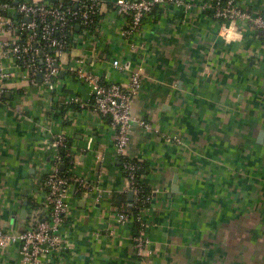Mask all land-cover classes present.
Segmentation results:
<instances>
[{
  "label": "crops",
  "instance_id": "obj_1",
  "mask_svg": "<svg viewBox=\"0 0 264 264\" xmlns=\"http://www.w3.org/2000/svg\"><path fill=\"white\" fill-rule=\"evenodd\" d=\"M115 1L100 0L95 26L76 29L58 61V100L84 103L68 126L49 112L54 93L30 85L27 72L2 59L7 37H0V68L7 73L4 100L0 95V228L18 234L27 227L32 203L39 209L41 202L33 185L49 171V149L63 136L69 172L95 187L70 194L67 224L77 246L68 264H264L263 33L248 23L221 24L201 8L211 0H181L157 7L139 33L123 37L128 20L116 13ZM239 4L252 17L264 16V0ZM138 67L143 84L132 115L152 127L134 123L127 149L143 165L152 195L151 243L140 260L135 227L120 221L113 202L129 193L114 130L92 112L90 91L75 77L81 69L102 84L126 86ZM17 253V245L0 248V264H17Z\"/></svg>",
  "mask_w": 264,
  "mask_h": 264
},
{
  "label": "built area",
  "instance_id": "obj_2",
  "mask_svg": "<svg viewBox=\"0 0 264 264\" xmlns=\"http://www.w3.org/2000/svg\"><path fill=\"white\" fill-rule=\"evenodd\" d=\"M71 1L75 6L66 4L64 0L50 3L41 0H0V37H7L6 42L1 43L2 59L12 60L19 69L27 72L30 85H36L38 75H42L41 85L44 90L55 95L49 109L53 117L61 105L57 98L59 93L56 92L59 71L55 64L70 48L75 29H92L101 10L100 0ZM239 2L240 0H211L203 3L201 8L212 11L214 19L221 24L248 23L256 31L264 33V16L252 17L241 9ZM182 4L181 0H116L114 6L116 13L128 20V28L122 32L124 37L139 33L143 20L157 7ZM113 66L121 68L116 60L113 61ZM143 71L141 67L130 71L126 86L102 84L91 73L81 69L75 71L77 81L85 84L90 91L92 112L108 118L114 130L115 155L121 166L120 170L128 181L132 200L138 208L135 216L123 212L119 219L123 223L134 224L133 249L139 260L151 243L146 212L152 195H145L137 185L141 164L128 157L127 149L134 123L145 130H152L150 125L137 121L132 115L133 101L142 88ZM6 78L7 73L0 68V95ZM64 104L84 105L79 98L68 99ZM68 117L69 114L64 119ZM65 146L66 139L60 136L49 149L47 164L50 169L33 185L34 199L41 198L40 208L36 211L32 208V215L24 232L13 234L0 228V248L18 246L17 264H68L67 261L73 256L77 243L76 236L67 224L71 209L70 194H89L95 191V187L70 172L68 176L61 174L60 151Z\"/></svg>",
  "mask_w": 264,
  "mask_h": 264
},
{
  "label": "trees",
  "instance_id": "obj_3",
  "mask_svg": "<svg viewBox=\"0 0 264 264\" xmlns=\"http://www.w3.org/2000/svg\"><path fill=\"white\" fill-rule=\"evenodd\" d=\"M18 2L19 0H11V2ZM22 1V0H20ZM19 1V2H20ZM51 2L55 1V0H50ZM64 2L66 4H70L72 7L75 6V3H72L71 0H64ZM76 33V29L74 31V34ZM259 34H262V32H260ZM264 35V33H263ZM1 99L4 100V95H1ZM60 107H58L57 109V113L54 115V118L56 119H59V120H62V124L64 126H68L70 124V120L68 119H64V117L66 115L69 114L70 115H74L78 112H81L83 109L81 106L79 105H75V104H64L63 102L60 103ZM92 105V103H90ZM91 109H92V106H91ZM70 143L68 141H66V146L64 149H61L60 151V155L62 157V162H61V165H60V171H61V174L63 176H68L69 175V170L71 169L72 167V164H71V157L68 155V149H69V146ZM119 167L121 169V166L119 164ZM144 167L143 165H141V170L139 171V176H138V179H137V185L140 187V189L142 190V192L146 195H151V192L150 190L148 189V187L146 186V184L144 183L143 179H142V176L144 174ZM113 202L115 204V206H117L118 208L121 209V213L125 212V213H128L129 215H131L132 217L135 216L137 213H138V208H137V205L135 204V201L132 200L131 203L129 204V201H128V198H127V194H124V195H115L113 197ZM30 204V202H29ZM32 208L36 211L38 210V207L37 205H35L34 203H32ZM134 225V224H133Z\"/></svg>",
  "mask_w": 264,
  "mask_h": 264
},
{
  "label": "water",
  "instance_id": "obj_4",
  "mask_svg": "<svg viewBox=\"0 0 264 264\" xmlns=\"http://www.w3.org/2000/svg\"><path fill=\"white\" fill-rule=\"evenodd\" d=\"M78 28H79V27H77L76 29H78ZM55 68H57V69L59 68L58 64H55ZM42 78H43V77H42L41 74L38 75L37 79H38V82H39V83L42 82ZM262 136H263V132L260 134V139L262 138ZM174 184H175V186H174V188H173V193H175V192H176V189H177L176 178L174 179ZM132 198H133V195H132L131 192H129V193H128V201L131 202V201H132ZM24 205L26 206L27 203L24 202ZM26 214H27V212H26L25 210H23V211L21 212V219H25ZM24 230H25V229H24ZM24 230H23L22 232H24ZM22 232H20V233H22ZM13 234H14V233H13Z\"/></svg>",
  "mask_w": 264,
  "mask_h": 264
},
{
  "label": "rangeland",
  "instance_id": "obj_5",
  "mask_svg": "<svg viewBox=\"0 0 264 264\" xmlns=\"http://www.w3.org/2000/svg\"><path fill=\"white\" fill-rule=\"evenodd\" d=\"M135 255V254H134Z\"/></svg>",
  "mask_w": 264,
  "mask_h": 264
}]
</instances>
